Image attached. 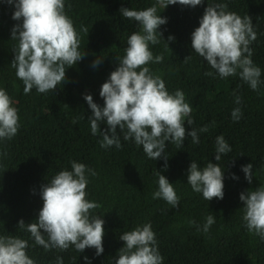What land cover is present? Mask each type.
I'll return each mask as SVG.
<instances>
[{
    "label": "trees",
    "instance_id": "16d2710c",
    "mask_svg": "<svg viewBox=\"0 0 264 264\" xmlns=\"http://www.w3.org/2000/svg\"><path fill=\"white\" fill-rule=\"evenodd\" d=\"M208 3H226L227 11L251 17L257 34L250 45L252 60L261 69L258 90H252L238 74L220 78L192 49L191 34L199 27ZM153 5L167 23L157 30L162 33L160 42L149 44V48L153 56L163 54L164 59L146 66L165 82L169 93L184 92L194 121L188 125L186 117L184 126L188 131L196 129L200 141L193 144L187 136L181 148L166 142L167 170L163 156L156 161L149 159L143 147L134 140L125 141L119 129L122 147L102 148V135L91 132L92 113L84 99L90 94L103 106L99 94L102 84L118 67L116 58L125 55L128 37L141 31L138 22L122 17L120 9L144 10ZM14 11V5L0 0V88L6 90L20 117L16 136L0 140V235L27 240L26 252L35 264H56L58 256L63 264H115L118 250L124 246L120 236L150 223L163 264H264V240L246 228L239 199L241 192L264 185V0H203L195 8L176 4L164 10L157 0H65V13L80 35L79 51L87 54L66 70V81L54 91L39 93L33 88L29 94L24 93V84L11 67L18 45L11 40V30L22 23L12 19ZM81 26L89 33L81 32ZM169 36L174 40L169 41ZM187 56L191 59L183 62ZM97 58H102L101 63L94 68ZM206 72L213 76H206ZM236 108L242 113L239 121L231 115ZM205 125L209 130L200 132ZM100 128L106 130V122H101ZM219 135L231 152L222 154L218 162ZM193 160L201 170L208 162L219 164L224 172L222 200L207 201L202 193L192 190L187 175ZM72 161L97 173H86V191L90 202L101 205L91 210L93 216L104 220V251L99 256L95 248L80 253L74 246L67 251H46L35 244L29 232L17 227L21 219L26 224L38 219L43 206L42 185L61 170L71 171ZM249 163L253 165L251 184L241 170ZM156 171L173 184L180 198L178 208L162 198H152L158 190ZM209 214L215 222L205 233L203 225Z\"/></svg>",
    "mask_w": 264,
    "mask_h": 264
},
{
    "label": "clouds",
    "instance_id": "9594fccd",
    "mask_svg": "<svg viewBox=\"0 0 264 264\" xmlns=\"http://www.w3.org/2000/svg\"><path fill=\"white\" fill-rule=\"evenodd\" d=\"M5 2L14 5L12 19L22 21L11 30V40L18 41L13 50L11 67L23 82L24 93L29 94L33 88L39 93L54 91L66 81V70L87 54L79 51L80 35L65 13V0ZM157 3L163 10L176 4L195 8L203 0H157ZM227 8L226 3H208L199 27L191 34V47L216 70L220 78L238 74L252 90H258L261 69L252 60L250 45L257 39L252 19L250 16L242 18L235 12L227 11ZM120 13L123 18L138 22L141 31L128 37L125 55L116 58L118 67L102 84L99 94L104 101L103 106L95 103L90 94L84 96L92 113L89 116L91 132L102 135V148L115 146L119 149L122 147L117 132L119 129L123 139L134 140L137 146H142L149 159L156 161L163 156L164 170H167L166 142L177 148L183 146L187 136L191 137L193 144L200 142L197 130L188 131L184 126L186 117L188 125L194 123L190 118L192 108L185 102L184 92L176 90L169 93L165 82L154 76L146 66L163 62V54L153 56L149 44L160 42L162 33L157 30L167 23V19L157 14L156 5L144 10L122 7ZM80 31L89 33L85 26H81ZM168 40L172 41L174 37L169 36ZM166 47L171 51L167 42ZM101 59L97 58L92 66L97 67ZM190 59L191 56H187L183 62ZM205 75L213 76V73L206 72ZM235 102L239 104L240 97L237 96ZM12 105L6 90L0 88V140H11L20 128L18 109ZM231 115L234 121H239L242 116L240 108L234 109ZM101 122L107 124L104 131H101ZM208 130L207 125L199 129L200 132ZM230 152L231 147L223 135L217 136L216 161L221 160L222 154ZM71 168V171H59L50 182L42 185L40 195L43 206L38 219L28 224L21 219L17 227L29 232L35 244L46 251H67L74 246L80 253L86 248H95V254L99 256L104 251V220L91 214V210L101 205L90 202L86 191L89 183L86 173L91 176L97 173L75 161L71 162ZM252 169L251 163L241 169L249 184L253 180ZM155 174L158 176V190L152 198H162L173 208H178L180 198L173 184L161 172L156 171ZM232 178L238 179L235 175ZM223 181L224 172L218 163L208 162L202 170L194 160L190 163L187 183L194 192L202 193L205 200L223 199ZM239 199L243 203L246 228L264 240V185L241 192ZM214 222V216L209 214L203 231L207 233ZM190 223L195 224V221ZM120 239L124 241V246L118 250L115 264H163L150 223L124 232ZM27 248V240L0 235V264H35L28 256ZM56 264H63V258L58 256Z\"/></svg>",
    "mask_w": 264,
    "mask_h": 264
}]
</instances>
